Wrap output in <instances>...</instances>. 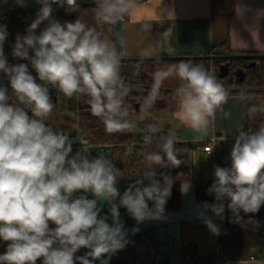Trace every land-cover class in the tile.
Wrapping results in <instances>:
<instances>
[{
    "label": "clouds",
    "instance_id": "clouds-1",
    "mask_svg": "<svg viewBox=\"0 0 264 264\" xmlns=\"http://www.w3.org/2000/svg\"><path fill=\"white\" fill-rule=\"evenodd\" d=\"M36 2L40 5L36 18L26 35H17L12 55L28 61L42 83H37L28 64L8 63L3 52L7 28L0 26V72L12 89L10 96L8 87L0 86V240L7 242L0 264H36L37 260L42 264H94L97 260L109 264L111 255L129 243L119 209L125 208L137 224L161 219L175 179L156 169L178 168L183 161L175 152V136L160 138L155 141L159 151L146 155V173L121 195L118 169L110 157L104 153L92 157L87 142L79 139L82 147L72 154L70 136L44 122L55 106L49 86L66 97H89L91 114L101 119L107 133L131 131L135 125L127 119L124 106L129 89L119 71L121 55L81 17L64 23L53 17V4L72 12L79 9L77 0ZM17 3L26 6L25 0ZM135 6L136 0H95L93 12L98 21L114 25ZM45 21L47 26L37 35ZM143 27L149 31L151 25ZM171 33V27L164 31L157 48L172 51L168 46ZM30 50L34 55H29ZM151 52L146 50L145 55ZM170 76L181 81L175 96L184 123L196 132L206 131L227 101L224 86L202 64L181 60L154 73L145 106L155 102ZM13 96L18 103L9 102ZM146 129L149 134L143 142L150 145L156 129L153 125ZM230 156V167H215V180L208 188L215 202H205L203 208L222 219L228 200L227 209L239 222L241 210L257 213L264 206V126L254 132L239 131ZM77 192L83 194L75 196ZM89 193L93 198H88ZM101 201L109 206L111 224L109 215H101ZM198 218L219 234L204 212ZM81 248L89 251L76 256Z\"/></svg>",
    "mask_w": 264,
    "mask_h": 264
},
{
    "label": "crops",
    "instance_id": "crops-1",
    "mask_svg": "<svg viewBox=\"0 0 264 264\" xmlns=\"http://www.w3.org/2000/svg\"><path fill=\"white\" fill-rule=\"evenodd\" d=\"M15 1L17 0H0V9L8 8ZM77 3L79 9L74 11V21L81 17L87 25L101 31L121 57L264 53V0H143L136 2L126 20L114 25L96 19L93 12L95 0H77ZM33 5L40 8L36 0H33L32 8ZM148 23L151 28L146 31L143 25ZM169 27L172 28L168 42L171 52L157 48V42L162 41L163 33ZM221 44H226L230 52H225L220 47ZM146 50H152L151 55H145ZM178 62L180 61H161L160 69ZM137 63L121 62L119 66L124 83L131 88L136 87L139 68ZM129 76L134 78L129 81ZM180 83L177 77L170 76L162 86L176 88ZM58 95L64 94L57 92L55 101ZM251 96L228 94L226 103L217 109L214 119L204 132H196L184 123L180 108L170 114H162L142 105L141 115L127 118L135 125L129 131L133 141L148 135L146 126L153 125L156 130L151 134L175 136L176 143L189 145V178L181 181L178 186L180 206L165 211L161 219L145 220L137 224L125 208L119 209L120 219L127 230L126 239L132 242L130 248L121 254L122 264H152L154 259L166 264H182L184 255L189 252L199 256L203 262H209L217 249L218 238L217 234L209 230L203 218H198V214L204 212L206 217L217 224V216L203 208L205 202H215L214 195L208 193L212 184L209 173L216 166H231L230 153L239 131L248 132L247 128H251V132H254L264 126V94ZM247 100L248 105L253 101L250 106V121ZM50 116L52 120L47 122ZM61 118L72 122L74 127L61 122ZM44 122L57 131L70 133L76 129L73 119L60 113L49 114ZM213 137L218 156L215 165L211 156L200 145ZM88 147L92 157L100 154L95 144ZM118 175L117 187L122 195L138 176L133 175L127 182H121L119 169ZM81 194L83 193L79 192ZM87 195L88 198H93L90 193ZM101 203V215H109L108 223L111 224L109 206L106 201ZM148 203L149 207L153 205L152 201ZM243 218L249 225L264 228V212L248 213ZM134 228H139V231L133 232ZM0 241L2 255L6 251L7 242ZM233 248V243L227 245L226 254L234 259L230 264H264V237L259 247L245 252L242 258L234 256ZM87 251L89 250L81 248L75 255L82 256ZM110 262L111 259L109 264ZM94 263L100 264V261Z\"/></svg>",
    "mask_w": 264,
    "mask_h": 264
},
{
    "label": "trees",
    "instance_id": "trees-1",
    "mask_svg": "<svg viewBox=\"0 0 264 264\" xmlns=\"http://www.w3.org/2000/svg\"><path fill=\"white\" fill-rule=\"evenodd\" d=\"M140 1L143 0H136V2ZM65 9L66 6L53 8V17L61 23L74 21V11L69 12ZM38 10L39 9L33 8L20 10L12 14L7 20L0 21V26H6L8 33L3 47L15 42L17 35L24 36L26 34L28 27L36 18ZM127 18L128 15H125L124 20ZM47 23L48 22L45 21L40 26L45 28ZM220 47H222L225 52H230L226 44H221ZM190 61L194 64H202L208 71L211 66L218 67V65L223 62L207 60ZM247 63L248 61L246 60H231L229 62V76L225 78H219L217 75L215 76L217 81L224 86L229 95L235 94L252 97L251 94H264V59L258 60V64L252 68H246ZM137 64L139 65V68L138 78L135 82L136 87L131 88L129 85L124 83L129 89L128 94L124 98V106L128 109V117L132 115H141L142 105H145V99L148 97L154 83V73L160 69L161 62L146 61L138 62ZM28 67L32 75H37L36 71L31 67V64H28ZM237 68H242L245 72V79L242 82H237L232 75V72ZM176 88H165L161 86L155 102L148 107L153 111L162 114H170L179 109V101L175 96ZM88 100L89 97L77 94L76 105L79 109L80 133L87 138L90 144H115L109 157L115 163L116 168L121 171L119 179L121 182H127L133 175H137L138 178L143 176L147 171L146 155L153 151H159L158 146L151 144L131 146L130 144L135 141H133L130 137L129 131L112 134L107 133L101 119L91 114ZM9 102L12 103L11 100ZM252 103L253 101H251V104ZM251 104L248 105L247 100L249 121L251 120ZM73 109L74 107L65 111H58L55 107L51 113H60L73 119L71 116ZM29 116L31 117L32 114ZM129 149L131 150L129 151ZM188 149L189 145L176 143L175 152L177 157L183 161L182 164L178 168L174 169H156L158 173L163 172L170 174L175 179L171 188V196L167 200L164 212L176 209L180 206V192L178 186L181 181L189 178ZM74 195L79 196V192ZM229 202L230 201L228 200L224 201L225 212L223 214V218L221 219L217 217L216 225L219 228V234L217 235L218 243L222 247V253L224 256H228L226 254L227 245L229 243H233L234 256L236 258H242L245 256V252H250L252 249L260 246L262 237H264V228L249 225L245 222L244 218L239 222H236L230 210L227 209V204ZM152 206L153 205L150 207ZM260 212H264V206H261L257 213ZM244 215L246 214L241 210L240 216L243 217ZM50 227H54V225L50 224ZM128 241L129 243L122 250H119L111 255L110 264H114L116 262L121 263V254L127 251L132 243L130 240ZM187 254L194 256L191 252ZM230 258L234 260L232 257ZM36 264H42V260H37ZM202 264L211 263L209 261L203 262Z\"/></svg>",
    "mask_w": 264,
    "mask_h": 264
},
{
    "label": "built area",
    "instance_id": "built-area-1",
    "mask_svg": "<svg viewBox=\"0 0 264 264\" xmlns=\"http://www.w3.org/2000/svg\"><path fill=\"white\" fill-rule=\"evenodd\" d=\"M25 2H26V6H23V7L20 6L17 3V1H15L8 8L0 9V21L7 20L12 14H14L17 11L24 10V9H26V10L31 9L33 0H25ZM52 7L57 8L58 6L53 4ZM43 29H44V27L39 26L38 29L36 30V34L39 35L40 31H42ZM26 34H27V32H26ZM14 44H15V42L3 47V52H4L5 57L7 58L8 63L11 65H16V64H20V63L30 64L26 60H21L19 58L13 57L12 51H13ZM29 55L30 56L34 55V53H32L30 50ZM256 64H258V61ZM209 72L213 76H216L217 75V67L211 66ZM1 77L7 78L6 75H4L2 72H0V78ZM37 83H42V82L37 80ZM0 86L8 87V94L10 96L12 95V89L9 85L8 80H0ZM49 91H50L51 99L53 101L55 94L59 91L55 88H52L51 86H49ZM76 96H77V94H76ZM10 100L14 104L18 103V101L15 99L14 96L11 97ZM21 107H23V106L21 105ZM25 110L28 111V114L30 115V110H27V109H25ZM71 116H72L73 121L75 123L76 129H75L74 133H68V132H66V133L70 136V139L73 141V144H72L73 152H72V154H74L82 147V145L79 143L78 139L86 141L87 146L91 145V144L88 142L87 138L85 136H83L79 131L80 116H79V109H78L77 105L74 107ZM247 131L251 132V128H247ZM152 135H153L154 142L151 145L158 146L155 143V141L160 140V138H162V136L157 135V134H152ZM139 144H144L143 136L140 137L139 139H137L135 142H132L130 145L133 146V145H139ZM95 145L97 146L100 153H104L108 157L110 156V153H111L113 147L115 146L114 143L95 144ZM200 145H201L202 150L211 156L212 161H213V165H215L217 157H218L217 153L215 151V148H214L215 138L214 137L211 138L208 142H201ZM214 169H215V167H213L209 173L210 180L212 183L215 180ZM209 261L211 264H230L233 262V260L230 257L223 255L222 247L219 243L217 244V249L215 250V252L213 253V255ZM202 263H203V261L199 256H196V255L191 256L188 254L184 255L183 262H182V264H202ZM94 264H98V263H94ZM114 264H122V263L116 262ZM126 264H129V263H126ZM152 264H166V263L165 262L161 263V262H159L158 259H154L152 261Z\"/></svg>",
    "mask_w": 264,
    "mask_h": 264
},
{
    "label": "water",
    "instance_id": "water-1",
    "mask_svg": "<svg viewBox=\"0 0 264 264\" xmlns=\"http://www.w3.org/2000/svg\"><path fill=\"white\" fill-rule=\"evenodd\" d=\"M264 59V53H233V54H209V55H191V56H152V57H121V62H161L166 60H207V61H223L217 67V76L219 78L228 77L230 74L229 62L231 60H246L248 61L246 68H252L257 61ZM234 79L237 82H242L245 79V72L242 68H237L232 72ZM37 80L38 76L34 75ZM0 80H8V78L1 77ZM53 98V103H55ZM30 114L31 111H30Z\"/></svg>",
    "mask_w": 264,
    "mask_h": 264
},
{
    "label": "rangeland",
    "instance_id": "rangeland-1",
    "mask_svg": "<svg viewBox=\"0 0 264 264\" xmlns=\"http://www.w3.org/2000/svg\"><path fill=\"white\" fill-rule=\"evenodd\" d=\"M33 8L34 9H37L38 8V6L37 5H33ZM130 78V80L129 81H131L134 77H132V76H129ZM57 102H55L54 103V108L56 107V109L58 110V111H63V110H65V109H71V108H73V107H75L76 106V96H72V97H66L65 95H58L57 96V100H56ZM53 112V111H52ZM49 120H52V118H51V116L50 117H48V120H47V122L49 121ZM57 120V119H56ZM61 122H63V123H67V124H69V125H71V127H74V124L72 123V122H70V121H68V120H66V119H59ZM70 133H74V132H70Z\"/></svg>",
    "mask_w": 264,
    "mask_h": 264
}]
</instances>
